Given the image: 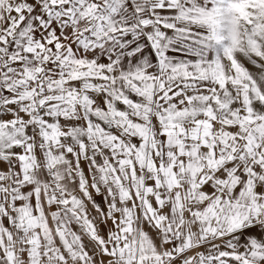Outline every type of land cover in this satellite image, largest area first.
Returning <instances> with one entry per match:
<instances>
[{
    "label": "snow or ice",
    "instance_id": "1",
    "mask_svg": "<svg viewBox=\"0 0 264 264\" xmlns=\"http://www.w3.org/2000/svg\"><path fill=\"white\" fill-rule=\"evenodd\" d=\"M0 264H264V0H0Z\"/></svg>",
    "mask_w": 264,
    "mask_h": 264
}]
</instances>
